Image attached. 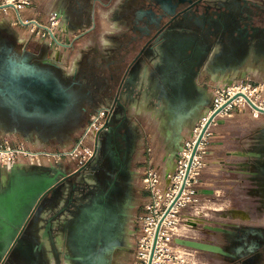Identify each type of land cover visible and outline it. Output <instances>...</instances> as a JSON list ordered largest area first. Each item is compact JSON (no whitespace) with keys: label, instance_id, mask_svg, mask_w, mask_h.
Segmentation results:
<instances>
[{"label":"flooded vegetation","instance_id":"obj_1","mask_svg":"<svg viewBox=\"0 0 264 264\" xmlns=\"http://www.w3.org/2000/svg\"><path fill=\"white\" fill-rule=\"evenodd\" d=\"M197 1L127 0L125 4L127 8L137 9V17L145 20L142 15L147 16L149 24L169 29L181 27L184 33L187 30L174 46L167 48V59L159 67L164 70L171 91L184 97L188 113H194L202 106L203 100L194 79L205 61L211 63V68L222 72L232 71L246 62H264V0ZM93 10V0H68L67 11L61 6L58 9L60 14H70L75 25L88 22L87 15ZM173 11L183 12L173 22H168L167 12ZM189 45L193 46L191 52H187ZM218 45L220 50L213 54ZM16 47L12 30H0V131L48 146L77 142L92 114L103 107H112L105 123L86 139L92 152L78 160L64 156L61 163L66 174L56 191L42 204L46 211L43 264L123 262L131 252L127 225L137 208L139 193L136 157L141 132L136 116L130 111V102L139 97L134 91V67L130 68L124 81L125 103H118L116 97L110 105L100 107L101 98L86 90L78 72L67 71L66 67L41 52L18 55ZM24 56L26 64L57 83L59 102L53 109L28 107L22 100L1 91L7 86L1 73L13 69L17 75L20 67L12 61H20ZM176 75L180 76L179 80ZM255 169L258 187L254 192L260 196L257 210L261 212L264 210V148ZM48 224L51 225L46 228ZM240 227L236 235L219 232L222 245L234 246L232 249L236 253L249 250V245L255 248L259 244L261 247L254 251L248 264H263L264 228ZM31 261L35 262V259Z\"/></svg>","mask_w":264,"mask_h":264},{"label":"crops","instance_id":"obj_2","mask_svg":"<svg viewBox=\"0 0 264 264\" xmlns=\"http://www.w3.org/2000/svg\"><path fill=\"white\" fill-rule=\"evenodd\" d=\"M93 1L94 10L87 15L89 21L81 25L73 24L70 14L59 13L62 17L60 29L64 45L61 50L45 55L66 67L67 71L78 72L86 90L95 92L101 98L98 104L100 107L110 105L116 97L118 103H125L126 91H120V87L128 77L130 68L134 67V91L139 93V97L130 102V111L136 116L141 132L137 166L144 167L152 159L151 164L162 174L161 184L166 186L169 175L175 169L173 137L176 125L173 118L188 113V108L181 105L180 108L169 109L165 103L164 91H171V87L166 81L164 70L159 66L167 59V48L174 46L187 34V30L184 33L181 27H171L166 38L156 41L157 38L154 37L158 26L147 23L145 15H142L145 20L137 17L139 12L136 8L125 6L127 0ZM59 2L57 9L61 6L67 11L68 0ZM113 3L114 8L103 10ZM5 28L11 29L13 35L16 34L13 28L0 23V30ZM15 40L18 55L26 52L40 53L29 44L26 35L22 34L21 38L16 36ZM191 50L193 46L189 45L187 52ZM219 50V45L215 46L212 53ZM69 62H74L73 66ZM247 63L264 64L256 61L239 65L234 68L238 71V79L253 78L254 73L244 66ZM210 65L208 60L205 61L194 79L203 102L194 114L188 113L186 117H181L183 140L191 134L195 122L204 113L201 111L211 106L212 95L206 84L210 80H216L214 73L222 71L213 69ZM176 76L179 80L180 76ZM257 79L264 82V77ZM166 109L169 111L166 112ZM209 129L211 136L208 139L207 165L199 176L201 183L197 189L199 201L183 208L180 216L201 224H204L203 220L215 218L217 224L238 221L236 225L264 228V210H257L260 196L254 192L258 187L255 179L257 170L249 166H238V163L261 158L264 148V113L257 114L250 107L236 110L229 115L216 117ZM2 132L7 133L0 131ZM12 134L15 138L55 149L67 147L73 142L48 146L40 141ZM45 214L46 211L42 215ZM39 224H43V221ZM203 226L207 227L205 224ZM39 235H28L23 243L24 247L17 248L12 253L10 264H43L46 243L41 228ZM32 258L35 262L31 261Z\"/></svg>","mask_w":264,"mask_h":264},{"label":"built area","instance_id":"obj_3","mask_svg":"<svg viewBox=\"0 0 264 264\" xmlns=\"http://www.w3.org/2000/svg\"><path fill=\"white\" fill-rule=\"evenodd\" d=\"M1 8L14 5L13 2L3 3ZM43 32L41 37L54 50H61L64 45L57 31L49 24L48 27L36 20L33 24ZM28 23V22H23ZM38 30V34H39ZM206 87L211 91V106L195 122L191 134L183 140L182 149L175 159V169L169 175L166 186L161 184L162 174L153 166L152 159L142 170L143 191L147 193V200L143 204L147 221V251L139 250L135 264H149L153 250L154 239L158 230L156 245L154 247L151 264H168L174 256L175 231L169 227L170 221L176 218L183 208L199 201L197 189L200 186V174L207 165L208 139L211 136L209 129L216 117L229 115L236 110L250 107L255 113L261 112L254 109L249 101L259 109H264V82H252L245 78L230 80L225 84L208 82ZM216 90V91H215ZM111 106L103 107L92 114L83 136L70 148L52 149L45 146H37L28 141L0 140V166L10 169L15 164L49 166L61 163L64 156L81 159L92 152V147L86 144V139L93 135L101 127L111 114ZM219 111L211 120L204 131L198 146L193 154L194 147L205 125L211 116ZM81 149H84L82 152ZM192 159V160H191ZM191 160V164H190ZM142 217V216H140Z\"/></svg>","mask_w":264,"mask_h":264},{"label":"water","instance_id":"obj_4","mask_svg":"<svg viewBox=\"0 0 264 264\" xmlns=\"http://www.w3.org/2000/svg\"><path fill=\"white\" fill-rule=\"evenodd\" d=\"M199 1L200 0L197 2ZM2 6L3 5H0V8ZM181 12H167L168 22H173ZM168 30L169 27H158L154 37L157 39L155 40L160 41L166 38ZM12 64H16L20 67V71L17 75H14L15 71L13 69H8L6 72L1 73L2 80L7 84V86L1 89L3 94L22 100L28 107H36L46 111L53 109L56 104H58L59 90L57 83L53 79L44 77L41 71H36L30 65L26 64L25 56L20 61H12ZM201 66L202 65L199 66V70ZM123 87H125V83L121 85L120 91H122ZM164 98L169 109L173 107L180 108L182 107L181 105H185L184 97L178 92L164 91ZM249 103L254 109L264 113V109H259L251 103V101H249ZM169 109H166V112H168ZM218 112L219 111H216L211 116L209 122L203 128L197 144L194 147L193 154L204 131ZM189 114H192V112H189ZM187 115L188 113L186 112L183 116H173L174 120L172 119L173 123L176 125L175 135L173 137L176 157L182 149L183 143V124L180 123L181 117H186ZM238 164V166L256 168L257 160L245 161L244 163ZM65 174L63 163L49 166L15 164L10 169L0 166V264H10L13 259L12 253H14L17 248L24 247L23 243L26 241L28 235L39 237V229L45 230L46 216L42 215L44 212L42 204L49 198L50 194L56 191ZM40 221H43V224H39ZM50 225L51 224H48L46 228H49ZM240 226L241 225L236 224H221L217 226L207 225V228L226 235H236L237 231L241 229ZM157 236L158 230L155 235L149 264H151ZM230 239L231 238L228 237V241H230ZM175 242L200 252L215 253L229 257L227 259L229 264L250 263L254 251L261 247L259 244L255 248L253 245H249V250L243 252L238 250L234 253L232 249L234 246L227 247L211 241L175 237Z\"/></svg>","mask_w":264,"mask_h":264},{"label":"rangeland","instance_id":"obj_5","mask_svg":"<svg viewBox=\"0 0 264 264\" xmlns=\"http://www.w3.org/2000/svg\"><path fill=\"white\" fill-rule=\"evenodd\" d=\"M13 2L16 5H8L4 8H0V23L8 25L9 27L13 28L15 31V35L18 38H21L22 34L26 35L29 39V44L41 52V54H52L54 49L52 46H49L48 43L41 37L43 30H40V27L36 26L33 30V25L29 23L32 20L38 21L40 24L45 25L46 27L52 23V27L54 31H57V36L62 38V32L60 26L62 24V17L59 15L58 11V4H60L59 0H0V4ZM101 5H99L100 7ZM114 3L110 5L107 9L114 8ZM28 22V23H23ZM33 27V28H32ZM38 30L40 31L38 34ZM13 35V36H15ZM15 36V37H16ZM74 62H69L70 66H73ZM248 71L253 72V78H246L252 82H260L258 77H264V64L263 63H247L244 65ZM71 68V67H70ZM69 68V69H70ZM228 72V71H227ZM216 80H210L208 82L211 83H219L225 84L230 80H237L239 77L238 71L235 69L229 73L221 72V73H214ZM257 78H256V77ZM209 91H212L209 89ZM216 91V90H215ZM201 111L202 112H206ZM200 113V114H201ZM203 113V114H204ZM91 118V117H90ZM90 120V119H89ZM89 123V122H88ZM81 132L78 133V136ZM12 133H0V140L1 139H11L16 141L25 140L22 138H15L12 136ZM28 143L32 145H37L32 142ZM76 144V141L70 143L67 149L72 148ZM88 145V144H87ZM41 146V145H37ZM55 149L54 147H49ZM84 152V149H81ZM136 161H138L136 157ZM139 171V175L136 178V186L139 191L138 197L136 198L137 208L132 212V219L128 222L127 227L130 229V235L128 236V243L131 246V252L127 256L123 262L119 261L118 264H135V260L137 257V252L139 250L147 251V221L145 218V210L143 208V204L145 203V198H147L146 192L143 191V181H142V170L143 166L137 168ZM146 196H145V195ZM144 195V196H143ZM142 216V217H140ZM137 220V222H134ZM202 221V220H199ZM205 225L217 226L221 224H217L215 218L203 220ZM231 222V221H230ZM238 222V221H237ZM236 221H232L231 223H224L227 225H235ZM201 223L193 222L189 218L177 216L169 223V227L174 229L176 237L181 238H191V239H198L203 241H211L217 244L222 245L223 240L221 238V234L219 232L213 231L207 227H204ZM133 230V231H132ZM131 233H135V235H131ZM174 256L171 260L168 261V264H229V261L222 257V255L215 254V253H200V251L190 249L183 245L177 244L175 242L174 245ZM264 264V263H263Z\"/></svg>","mask_w":264,"mask_h":264},{"label":"bare ground","instance_id":"obj_6","mask_svg":"<svg viewBox=\"0 0 264 264\" xmlns=\"http://www.w3.org/2000/svg\"><path fill=\"white\" fill-rule=\"evenodd\" d=\"M9 3H11V2H9ZM32 25H34V22H33V24Z\"/></svg>","mask_w":264,"mask_h":264}]
</instances>
